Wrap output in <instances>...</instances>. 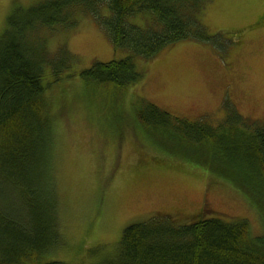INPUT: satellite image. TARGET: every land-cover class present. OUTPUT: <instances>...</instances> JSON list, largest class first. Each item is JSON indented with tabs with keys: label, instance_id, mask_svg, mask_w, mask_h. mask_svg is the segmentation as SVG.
<instances>
[{
	"label": "rangeland",
	"instance_id": "rangeland-1",
	"mask_svg": "<svg viewBox=\"0 0 264 264\" xmlns=\"http://www.w3.org/2000/svg\"><path fill=\"white\" fill-rule=\"evenodd\" d=\"M35 2L0 0V35L14 8ZM108 13L107 7L100 11ZM148 18L135 14L127 22L144 29ZM198 20L207 41L187 39L152 57H135L141 78L122 90L88 85L78 76L96 62L127 55L113 52L91 15L77 13L78 23L69 29L27 34L49 60L42 82L53 126L50 177L58 237L48 260L103 264L114 257L124 228L157 215L184 224L204 216L243 220L253 236L264 235L263 204L244 188L190 161L198 150L172 146L141 127L143 142L131 125L150 103L224 131L252 130L235 123L239 116L264 128V0H207Z\"/></svg>",
	"mask_w": 264,
	"mask_h": 264
},
{
	"label": "trees",
	"instance_id": "trees-1",
	"mask_svg": "<svg viewBox=\"0 0 264 264\" xmlns=\"http://www.w3.org/2000/svg\"><path fill=\"white\" fill-rule=\"evenodd\" d=\"M206 1L36 0L11 11L0 35V193L5 198L0 201V264H67L47 259L58 237L50 177L53 126L42 82L49 60L27 34L69 29L77 25V13L91 15L113 52L127 55L96 62L78 76L88 85L122 90L141 78L135 57H152L178 41L208 40L198 20ZM105 7L108 16H101ZM135 14L149 15L144 29L127 22ZM235 123L252 130L188 122L150 103L131 119L140 140L143 127L172 146L198 150L190 161L245 189L264 208V128L241 116ZM223 220L204 216L184 224L157 215L131 224L123 229L114 257L103 264H264V235L253 236L243 220Z\"/></svg>",
	"mask_w": 264,
	"mask_h": 264
}]
</instances>
